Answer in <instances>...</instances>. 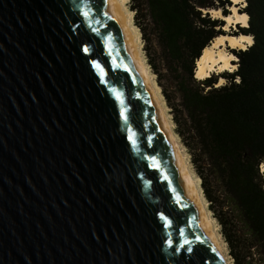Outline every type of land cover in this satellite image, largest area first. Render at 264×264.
<instances>
[{"label": "water", "instance_id": "water-1", "mask_svg": "<svg viewBox=\"0 0 264 264\" xmlns=\"http://www.w3.org/2000/svg\"><path fill=\"white\" fill-rule=\"evenodd\" d=\"M0 264H221L105 0H0Z\"/></svg>", "mask_w": 264, "mask_h": 264}, {"label": "trees", "instance_id": "trees-1", "mask_svg": "<svg viewBox=\"0 0 264 264\" xmlns=\"http://www.w3.org/2000/svg\"><path fill=\"white\" fill-rule=\"evenodd\" d=\"M237 70L196 77L197 61L221 34L231 0H130L149 66L192 156L235 264H264V0H243ZM242 5H238L240 7ZM228 34V33H227ZM226 82L221 86L219 80Z\"/></svg>", "mask_w": 264, "mask_h": 264}, {"label": "bare ground", "instance_id": "bare-ground-1", "mask_svg": "<svg viewBox=\"0 0 264 264\" xmlns=\"http://www.w3.org/2000/svg\"><path fill=\"white\" fill-rule=\"evenodd\" d=\"M125 1L126 0H105V2L112 8L119 23L124 27L131 38L138 72L154 105L162 115L172 148L182 161L186 181L194 196L195 202L199 206L203 224L212 235L216 243L221 264H230L217 238V234L213 227L212 220L209 217L208 210L205 206L199 186L194 179L192 170L190 169V164L188 163L186 156L177 141V137L173 132L172 124L169 119V115L167 114V108L165 102L162 99L163 97L160 94L159 87L155 84V82H153L148 68L144 63L143 57L141 55L142 50L139 37L134 24H132V16L125 6ZM231 1L233 6L230 8L231 14L227 17L221 15L220 11H210L213 18L223 19L226 22V25L223 29L228 33V35L215 38L213 42L207 48H205L202 56L197 61L196 77L198 79H205L213 74L219 75L226 71H236L237 66L232 65V61L236 60V58L233 55H230V53L227 52V49L246 50L254 43L251 36L245 34H231L230 28L233 26L241 25L243 28H247L249 25V16L246 13H240V8L237 7L238 5H243V0ZM224 82L225 80L221 79L217 86L223 85ZM261 172L264 174V164L261 166Z\"/></svg>", "mask_w": 264, "mask_h": 264}, {"label": "rangeland", "instance_id": "rangeland-1", "mask_svg": "<svg viewBox=\"0 0 264 264\" xmlns=\"http://www.w3.org/2000/svg\"><path fill=\"white\" fill-rule=\"evenodd\" d=\"M243 2H244V1H243ZM125 6H126V8L128 9V12H130V14H131V16H132V24H134L135 29H136V32H137L138 37H139V42H140V46H141V50H142L141 55H142V57H143L144 63L146 64V66H147V68H148V71H149V73H150V75H151V78H152L153 82H155V84L159 87L158 82H157V77H156V75L154 74V72L152 71L151 67L149 66L148 56H147V53H146V50H145L146 48H145L144 37H143L142 31L140 30L139 26L136 24L135 14H134V12H133L132 9H131V2H130V0H126V1H125ZM245 6H246V5H245V2H244L242 6H240V7L237 6V7L243 9ZM221 15H222V14H221ZM225 23H226V22H225ZM239 27L243 28L241 25H237V26H233L232 28H230V31L236 33V32H238ZM223 31H224V30H223ZM224 32H226V31H224ZM236 50H237V51H242L241 49H236ZM227 52H228V53H229V52L232 53V50L227 49ZM234 57H236L235 54H234ZM237 58H238V57H236V60L234 61V63L236 64V66H238V65H237V61H238ZM232 62H233V61H232ZM226 72H228V73H232V72H229V71H226ZM223 73H224V72H223ZM221 74H222V73H221ZM221 74H219V75H218V74H215V75H216V76H220ZM220 80H221V78H220ZM220 80H219V82H220ZM223 80H224V79H223ZM225 82H226V81H225ZM225 82H224L223 84H225ZM159 90H160V94H161L162 97H163L162 99H163V101L165 102V105H166V108H167V109H166V110H167V114L169 115V119H170L171 124H172L173 132H174L175 136L177 137V141H178V143H179V145H180V147H181L183 153L185 154L188 163L190 164V169L192 170V172H193V176H194V179H195V181L197 182V184H198V186H199L200 192H201L202 197H203V199H204L205 206L207 207L209 217H210V219L212 220L213 227H214L215 232H216V234H217V238H218V240H219V242H220V245H221V247L223 248V250H224V252H225V254H226V256H227V259H228V261L230 262V264H235L234 259H233L232 256L230 255L229 248H228V244H227V242H226V240H225V238H224V236H223L221 226H220V224H219V222H218L216 216L214 215V213H213V211H212V209H211V206H210V204H209V201L207 200L206 195H205V193H204V189H203V186H202V181H201V179H200V177H199V175H198V173H197V170H196V168H195V166L193 165V162H192V156L190 155L189 150L187 149V147L185 146V144L183 143L181 137L177 134V131H176V124H175V122H174V120H173V115H172V112H171V108H170L169 105L167 104V101H166V99H165V97H164V95H163L162 90H161L160 87H159ZM165 105H164V106H165ZM263 175H264V174H263Z\"/></svg>", "mask_w": 264, "mask_h": 264}, {"label": "snow or ice", "instance_id": "snow-or-ice-1", "mask_svg": "<svg viewBox=\"0 0 264 264\" xmlns=\"http://www.w3.org/2000/svg\"><path fill=\"white\" fill-rule=\"evenodd\" d=\"M80 2H81V4H86V3H87V0H80ZM81 14H82L83 16H85V17H87V16L89 15L88 11H87L86 9H84V8L81 9ZM245 18H246V17H245ZM96 67L99 68V65H96ZM117 99H119V96H117ZM121 116L124 117L125 119H127L126 116H125V113H124L123 111L121 112ZM129 139H130V141H131L133 144H135V141L132 139L131 136L129 137ZM155 163H156V162L153 160V165H155ZM162 219H163V217H162ZM168 246H169V247H172V243H171V241L168 242Z\"/></svg>", "mask_w": 264, "mask_h": 264}]
</instances>
